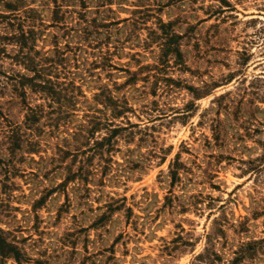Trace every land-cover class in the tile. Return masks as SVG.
<instances>
[{
    "label": "rangeland",
    "instance_id": "rangeland-1",
    "mask_svg": "<svg viewBox=\"0 0 264 264\" xmlns=\"http://www.w3.org/2000/svg\"><path fill=\"white\" fill-rule=\"evenodd\" d=\"M83 1L55 25L51 0H25L76 88L49 108L27 90L51 126L15 154L1 130L26 107L10 83L0 97V230L20 253L0 264H264V0ZM105 122L125 129L95 145Z\"/></svg>",
    "mask_w": 264,
    "mask_h": 264
},
{
    "label": "trees",
    "instance_id": "trees-1",
    "mask_svg": "<svg viewBox=\"0 0 264 264\" xmlns=\"http://www.w3.org/2000/svg\"><path fill=\"white\" fill-rule=\"evenodd\" d=\"M51 1L54 4L53 23L57 25L58 22H62V16L59 17V13L62 12V5H67L65 4L67 0ZM85 4L82 0V7L84 9L86 8ZM0 6L3 8V10L0 9V61H2L0 63V75L5 78V83H2L3 85L0 84V97L4 95L7 85L10 83L12 88L11 94L19 97L26 107V114L21 125L9 122L1 130L2 139L9 145V153L15 154L21 149V145L24 142H27L31 146L41 145V140L36 139V132L39 135L41 133H45L44 135H46L49 131L46 130L45 126H51V112L45 111L43 105H35L33 107L27 104V90L29 89L31 93L37 94L39 99L48 100L47 107L49 108L52 107L53 103H58L61 100L62 94L65 98H70L68 97L69 86L72 89L76 88V86L73 85L75 84L73 80L67 79V72H63L62 66L60 67V62L66 61L67 57L65 56V50L58 47L56 41H54V47L51 50L40 51L36 49V43L41 38L42 33L40 27L34 21L30 20V18L34 19L30 15L34 13L32 5L25 4V0H0ZM84 14L82 12L78 13V28H73L74 33L80 39H83L84 35L90 33V25L88 24L93 22L96 24L95 21L90 22L85 19ZM60 28H63V26H60ZM166 45L167 43H165ZM9 46H11V50H8ZM5 60H9V65L13 67L14 65L21 66L29 74H24L20 71H13L12 73L4 72L2 70V64ZM63 69L65 68L63 67ZM133 76L134 74L130 78ZM111 100L108 99V102ZM123 110H119L118 113H115V116L120 117L125 112ZM0 117H3L1 110ZM43 120H49L50 125L45 123L41 126L40 124ZM109 124L105 122L101 125L102 129L108 130L109 134H106L99 141H96L95 145H112V138H115L125 129L119 125ZM93 132L94 130H89L88 136L92 135ZM30 152H35V149H31ZM83 169L84 166L82 164L76 172L72 173L73 177L81 178L84 172ZM178 169L177 163H175L170 172L173 181L179 178ZM1 232L3 231L0 230V255L2 257L13 255L15 258H19L20 253L17 247L8 243L1 235ZM235 254L236 257L228 264H236L243 259L242 251ZM202 260L213 264L216 261L222 260V257L213 248H207L203 254L196 257V261Z\"/></svg>",
    "mask_w": 264,
    "mask_h": 264
}]
</instances>
